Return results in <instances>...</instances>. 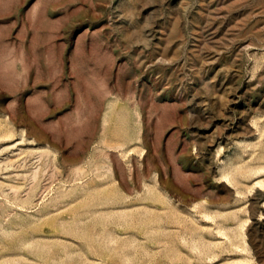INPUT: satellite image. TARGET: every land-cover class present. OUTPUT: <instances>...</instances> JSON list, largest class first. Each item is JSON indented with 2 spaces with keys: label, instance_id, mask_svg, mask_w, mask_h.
Wrapping results in <instances>:
<instances>
[{
  "label": "rangeland",
  "instance_id": "rangeland-1",
  "mask_svg": "<svg viewBox=\"0 0 264 264\" xmlns=\"http://www.w3.org/2000/svg\"><path fill=\"white\" fill-rule=\"evenodd\" d=\"M0 264H264V0H0Z\"/></svg>",
  "mask_w": 264,
  "mask_h": 264
}]
</instances>
